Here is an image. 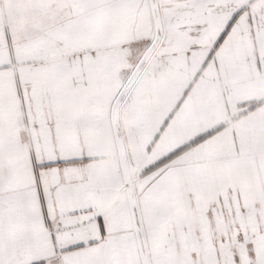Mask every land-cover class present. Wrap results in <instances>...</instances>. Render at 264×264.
Here are the masks:
<instances>
[{
	"label": "snow or ice",
	"instance_id": "obj_1",
	"mask_svg": "<svg viewBox=\"0 0 264 264\" xmlns=\"http://www.w3.org/2000/svg\"><path fill=\"white\" fill-rule=\"evenodd\" d=\"M0 264H264V0H0Z\"/></svg>",
	"mask_w": 264,
	"mask_h": 264
}]
</instances>
